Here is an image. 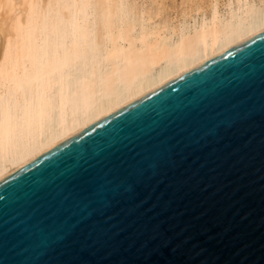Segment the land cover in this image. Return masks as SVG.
<instances>
[{
	"label": "water",
	"instance_id": "95a60500",
	"mask_svg": "<svg viewBox=\"0 0 264 264\" xmlns=\"http://www.w3.org/2000/svg\"><path fill=\"white\" fill-rule=\"evenodd\" d=\"M234 76L245 84L242 104L201 118L198 89ZM173 112L151 167L124 187H105L97 172L100 195L64 199L71 172H94V159L114 155L102 141L114 133L119 143L130 116L159 124ZM0 264H264V31L0 180Z\"/></svg>",
	"mask_w": 264,
	"mask_h": 264
},
{
	"label": "bare ground",
	"instance_id": "6f19581e",
	"mask_svg": "<svg viewBox=\"0 0 264 264\" xmlns=\"http://www.w3.org/2000/svg\"><path fill=\"white\" fill-rule=\"evenodd\" d=\"M264 31V0H0V180Z\"/></svg>",
	"mask_w": 264,
	"mask_h": 264
},
{
	"label": "snow or ice",
	"instance_id": "6c2138e0",
	"mask_svg": "<svg viewBox=\"0 0 264 264\" xmlns=\"http://www.w3.org/2000/svg\"><path fill=\"white\" fill-rule=\"evenodd\" d=\"M232 79L236 80V84H233L232 80L224 78L223 82L218 85L213 83L212 88L205 86L198 89L199 95L194 97V103L199 108L198 115L201 118L209 113L217 117L227 115L230 108L234 110L242 104L240 96L245 89V84L240 77L237 79L234 76ZM193 87L195 88V86ZM190 108L191 105L185 109L189 115H191ZM178 118L177 114L173 112L166 122L160 120L157 124L150 118L142 117L139 114L130 116L127 124L119 126L130 129L126 135L120 138L119 143L112 138L114 133H109L102 141L105 147L110 149L108 153L114 154L111 158L104 155L97 157L98 148L86 146L92 157H97L93 160V164L97 168L90 173L88 169L92 165H87L85 168H78L71 172L68 178L75 183L65 193L64 199L67 200L71 197L73 201L77 199L85 201L100 195L97 172L104 177L105 187L112 185L124 187L127 180L133 179L145 166L151 167L154 145L164 143L169 126L173 125V121Z\"/></svg>",
	"mask_w": 264,
	"mask_h": 264
}]
</instances>
